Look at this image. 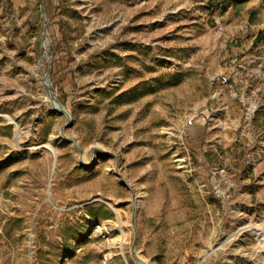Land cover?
<instances>
[{"label": "rangeland", "instance_id": "1", "mask_svg": "<svg viewBox=\"0 0 264 264\" xmlns=\"http://www.w3.org/2000/svg\"><path fill=\"white\" fill-rule=\"evenodd\" d=\"M261 20L264 0H0V264H264V101L206 111Z\"/></svg>", "mask_w": 264, "mask_h": 264}, {"label": "built area", "instance_id": "2", "mask_svg": "<svg viewBox=\"0 0 264 264\" xmlns=\"http://www.w3.org/2000/svg\"><path fill=\"white\" fill-rule=\"evenodd\" d=\"M259 30L264 33V20L259 25ZM217 30L221 32L230 43H236L233 36H227V27L221 24L217 25ZM258 45L254 47L255 50ZM254 63V70L249 71L247 68V60L241 57H231L224 63L223 69L217 74H213L209 77L210 84V95L209 102L206 106L209 112L208 121L215 122L219 115L223 112V107L221 104L223 93L228 90L232 91L235 99L241 104L246 105L251 102L253 108H257L262 102L261 98L264 95L259 94L264 93V55L254 54L252 58ZM250 95V96H249ZM201 115L198 109H193L191 115L187 117L185 126L187 128L191 127L196 119ZM183 134L187 136L186 129L183 130Z\"/></svg>", "mask_w": 264, "mask_h": 264}, {"label": "crops", "instance_id": "3", "mask_svg": "<svg viewBox=\"0 0 264 264\" xmlns=\"http://www.w3.org/2000/svg\"><path fill=\"white\" fill-rule=\"evenodd\" d=\"M262 22V20L257 24V25H255L254 27L256 28V29H254L255 30V32H260V30H259V25H260V23ZM239 27H241V26H238V28ZM234 28H236V27H234ZM228 29V31H230L231 33L230 34H232L233 35V32H232V27H229V28H227ZM257 30V31H256ZM253 40H255V43L258 45V48H256L255 50L253 49L252 50V52L250 51V52H248V49H244L245 47L244 46H242V47H239V48H237L236 50L238 51V52H242V53H239V55L241 56L242 54H244L246 57H252L253 58V56H254V54H259V55H264V33H257V34H255L254 35V37L252 38ZM241 41V40H240ZM242 42V41H241ZM246 53V54H245ZM251 54H253L252 56H250ZM236 57V56H235ZM239 57V56H238ZM252 67L254 68V63H253V65H252ZM254 70V69H253ZM227 91V90H226ZM260 95H264V93H262V94H259V98H261L260 97ZM262 99V101H264V98H261ZM207 111V110H206ZM208 112V111H207ZM221 115V114H220ZM219 115V116H220ZM208 116H209V112H208V115H207V119H208Z\"/></svg>", "mask_w": 264, "mask_h": 264}, {"label": "trees", "instance_id": "4", "mask_svg": "<svg viewBox=\"0 0 264 264\" xmlns=\"http://www.w3.org/2000/svg\"><path fill=\"white\" fill-rule=\"evenodd\" d=\"M85 212L92 219H97L100 216L104 219H113V213L103 205L98 207L88 206L85 208Z\"/></svg>", "mask_w": 264, "mask_h": 264}, {"label": "water", "instance_id": "5", "mask_svg": "<svg viewBox=\"0 0 264 264\" xmlns=\"http://www.w3.org/2000/svg\"><path fill=\"white\" fill-rule=\"evenodd\" d=\"M45 86L48 89L47 84H45ZM48 94H49V98H50L51 103H53V104L57 103L55 98H54V96H53V94H52V92L49 89H48ZM59 106H60V109H61L60 113L64 114L68 118V121L70 122V117H69V114H68L67 110L65 109V107L63 105H61V104H59ZM68 125H69V123H67L65 126H68ZM51 145H53V143H51ZM49 151L55 156V154H54V152L52 150H49Z\"/></svg>", "mask_w": 264, "mask_h": 264}, {"label": "bare ground", "instance_id": "6", "mask_svg": "<svg viewBox=\"0 0 264 264\" xmlns=\"http://www.w3.org/2000/svg\"><path fill=\"white\" fill-rule=\"evenodd\" d=\"M55 104H58V103H54V104L52 103L53 106H54ZM58 105H59V104H58ZM51 142H53V141H52V140L49 141V142H48V145L45 147V148L48 149V151L51 150V149H50V148H51V145H50ZM49 152H50V151H49ZM52 155H53V154H52Z\"/></svg>", "mask_w": 264, "mask_h": 264}]
</instances>
